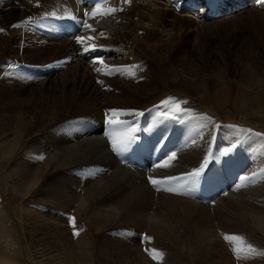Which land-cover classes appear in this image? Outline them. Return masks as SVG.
Segmentation results:
<instances>
[{"label": "bare ground", "instance_id": "obj_1", "mask_svg": "<svg viewBox=\"0 0 264 264\" xmlns=\"http://www.w3.org/2000/svg\"><path fill=\"white\" fill-rule=\"evenodd\" d=\"M140 1L137 6L140 4L144 12L136 18L130 14L129 2L125 0L105 2L101 8L119 10L110 15L93 16L92 9L87 19H82L80 13L76 12L77 6H74L76 18L96 30L83 27L71 39H53L54 43L62 40L59 46L47 45L49 39L45 37H50L39 32L37 27L53 28V22L45 14L54 12L55 15L65 16L67 5L72 0L0 1V29L4 30L0 31V60L19 50L23 41V50L40 43L37 51L45 53L47 57L64 51L71 54L75 51L77 54L79 50L76 45H79L80 50L91 49L95 45L111 55L104 58V62L101 60L102 65L88 68L87 63L90 61L81 51V57L76 56L75 62L67 68L62 78L56 76L35 80L41 82L35 95L40 101L50 98V109L42 111L39 105L35 109L22 110L14 127L0 133V162L8 161L19 150V145L21 148L27 140L32 145L31 153L23 157L21 162L24 174L17 179V193L20 194L21 202L29 195H35L38 205L25 210L53 247V252L47 253L45 258L55 264H91L95 255L91 253L86 256L85 253V249L90 247L97 251L102 261L105 260L104 264H181L184 253L206 264H229L230 256L235 255V245L226 241L224 236L236 234L254 246V251L248 253L247 258L244 253H241L240 258L252 264H264V140L247 133L226 130L234 136L229 142L228 134L220 139L216 135L217 124L202 119L193 111L183 114L177 121H169L161 119L154 109L142 108L147 98L153 97L159 89V75L162 74L174 86H184L191 94H212L209 86H215L217 90L214 95L220 102L227 98L230 101L233 86H240L243 89L241 110L244 113L241 121L248 122L246 118L250 116L264 117V81L249 76L255 74L249 66L250 61L256 66L264 63V0H245V3L242 0H227L224 7L237 4L236 10H224L220 15L209 18L206 15L208 7L201 14L190 10L181 12V4L177 5L176 0ZM249 1V7L244 9ZM245 10L248 12L242 14ZM243 21L250 22L249 35L239 41L234 38V29ZM17 24L21 26L13 27ZM183 26L192 31L204 29L205 43L209 48L198 47L197 42L193 43L186 35L177 38ZM228 26L229 69L232 71L229 75L247 71L249 75L237 80L229 76V82L215 81L213 77L209 81L194 78L201 69L195 67L196 59L201 62L203 70H213L211 47L214 45V36L226 32ZM101 32L103 35H100ZM128 35L135 36V46L130 44ZM78 36L85 38L84 43L77 42ZM176 44L180 47H175ZM94 53L100 52L89 50L88 56ZM91 69L100 70L106 81L97 80ZM32 81L26 77L18 88L25 98L32 95L28 91L31 86L27 83ZM16 91L13 85L5 89L0 87V96L5 93L9 99L17 94ZM109 110L125 114L113 115ZM109 119L131 122L138 130V139L132 144L137 150H127L123 157L119 153L115 155L108 133L120 132L122 129L110 127ZM188 119L193 121L196 129H200L202 137L210 142L207 150L202 152L200 149L202 153L187 151L201 137L184 128ZM176 128L185 136L186 143L181 152L176 149L178 153L174 159L167 158V167L163 166L165 160L162 164L163 158L161 164L150 170L149 174L120 164L121 161L145 163L147 168L149 161H146L160 142L157 146L153 145L152 136L164 130L166 136V133ZM148 131L151 132L145 133ZM152 131H155L154 134ZM213 145L217 148L211 151ZM245 146L249 148L248 156L243 154H246L243 150ZM225 150L230 151L221 156ZM213 152L217 156L229 157V161L223 165L225 168L231 161H243V174L239 175L236 186L233 184L235 188H228L229 191L225 189L223 193L221 186L211 182L204 189L211 198L217 197V200L211 199L212 203L209 204L198 203L195 201L197 196L193 200L191 193L189 197L184 194L189 187L194 189L192 183L183 185L184 174L199 168L202 157L210 156L213 159ZM39 156L44 159H38ZM10 173L7 171V175ZM149 177L162 183L157 187L151 186L153 184L150 185ZM169 177L175 179L169 180ZM170 188L173 191H169ZM5 210L8 211L7 208ZM69 212L74 214L75 219L70 228L62 217L54 215ZM81 218L89 223V229L80 228L83 226ZM106 229H118L116 237L103 234L98 235L96 241L95 234L104 233ZM70 230L79 234L72 235ZM192 234L199 235L197 241L187 248L183 247L181 236ZM0 236V264H10L15 261L18 251L11 247L10 240L3 239L5 235ZM60 242L79 247L77 251L70 250L65 255L66 259L71 260L70 263L55 255H59L57 245ZM153 249L165 255L162 262L150 258ZM221 256L225 259L224 263L217 261Z\"/></svg>", "mask_w": 264, "mask_h": 264}, {"label": "rangeland", "instance_id": "obj_2", "mask_svg": "<svg viewBox=\"0 0 264 264\" xmlns=\"http://www.w3.org/2000/svg\"><path fill=\"white\" fill-rule=\"evenodd\" d=\"M118 1H121V0H118ZM242 1L243 3H245V0H242ZM127 2H129L128 6L130 9V14L133 17L136 18L144 12V8L140 4L137 6V4L141 2L140 0H127ZM250 3L251 2L249 1V3H247L244 9H247ZM246 12H248V10H245V12L242 14H245ZM240 15L241 14H237V16H240ZM249 27H250V22L248 21L240 22L237 25V27L234 29V38L239 41L244 40L249 35ZM205 33L206 31L204 29L192 31L188 29L187 27L183 26V29L181 32L178 33L177 38H180L183 35H186L189 39L193 41V43L197 42L198 47L202 48L203 46H205V49H208L209 47L205 43V38H204ZM128 36H129L130 44L135 46V44H137L135 36H132V35H128ZM214 37H215L213 39L214 45L211 47V50L213 51V65H212L213 70L212 71L208 69L203 70L202 69L203 67H201L202 65H200L201 62L197 61L196 59L195 67L197 69L199 68L201 69L198 70L194 78L206 79V81H209L210 78L213 77L215 78V81L229 82V76L231 79L237 80L241 76L245 77L249 75V71L242 72L240 74H230L229 75V72L232 73V71L229 69V26L227 27L226 32H223L220 35L215 34ZM45 38L50 40V41L47 40L46 42L47 45L57 44L59 46V45H62L63 43L62 40L55 41L56 43H54L52 42L54 41L53 39L51 40L48 37H45ZM23 45H24V41L22 42L19 50L13 51L9 55H5L4 56L5 58L0 60V87L5 89V88H9L10 85H13V86H16L17 88V91H16L17 94L12 95V97L9 99L5 97V93L2 96H0V133L5 131L6 129H9V128L12 129L14 127L18 119L17 116L22 110L35 109L39 105H41L42 111L49 110L51 107V99L48 98V99L40 101V99L35 95V90L40 88L39 84H41V82H38L35 80L53 78L56 76H58V79L62 78L63 73L66 72L67 68H69V66H72V64L75 62L76 56L81 57L79 53H81V51L83 53L85 52L84 49L83 50L79 49L78 47L79 45H76L75 46L76 49L79 50L78 55H76L75 51L73 50L74 53L72 54L64 51L59 55L47 57L45 53L37 51V49L41 46L40 43L38 42L35 43V46L28 50L26 49L23 50ZM175 47H180V45L176 44ZM190 48L191 46L188 49ZM70 50L72 51V49ZM125 50L127 52L129 51L127 48H125ZM95 51H99L100 53L99 54L94 53L95 56H93L92 59L87 60V61H90L89 64L87 63L88 68L89 66L98 67L99 64L100 65L103 64L104 58H106L107 56L111 57L110 54L107 55L104 52V48H101V49L96 48ZM83 60H86V59L83 58ZM101 60L103 62H101ZM263 62H264V59H263ZM244 63L246 62H243V64ZM249 66L252 67V71L255 72L254 75H249V76L252 79L264 81V63L260 66H256L255 64H253L252 61H250ZM91 70H92L91 71L92 75L95 76V78L97 77L96 78L97 80H101L102 82L106 81V79L101 75L102 73L100 70L98 69H95V70L91 69ZM96 70H98L99 73ZM26 77L34 80L32 82H27L31 86L28 88V91L32 93V95L29 98H25L23 96L24 93L21 91H18L19 90L18 88L22 86L21 84L24 82ZM159 79H160V87H159L160 90L158 89L156 94L153 97H150L149 99L147 98V100L142 106L144 110L154 109L153 111L157 112L161 116L160 117L161 119H165L169 121H177V119H179L180 116H182L183 114L189 111H193L196 115L200 116L201 118L203 117L202 119H206L208 121L213 122L214 124H217L216 126L217 130L215 131V133L219 137V139L223 138L225 135L228 134L226 130H230V131L233 130V131L239 132L240 134L247 133L249 136H255L257 138L260 137V139L264 140V135H261V134H264V117L250 116L249 118H246L248 122L241 121V119L244 116V113L241 110V103H242L241 95H242L243 89L240 86H237V85L236 87L233 86V89L231 91L232 98L230 99V101H229V98H227V100H225L224 102H220L214 95L215 91L217 90L215 86H209V90L211 91L212 94H207V93L202 92L203 94L197 95V94L189 93L184 88V86H176V85L174 86L162 74L159 75ZM98 85H102V84L98 83ZM227 89H228L227 94L229 97V86H227ZM165 101H167L168 103H164ZM177 102L179 103V107L185 110L184 112L175 111V106ZM161 113H168V115L166 116L161 115ZM184 128L186 130H192V132L195 133L197 136L198 135L201 136L198 141H194V143L187 149L188 152L197 151V152L202 153L205 151V149L207 150V147L210 146V142L207 141L206 138L202 137V133L201 131H199L200 129L199 128L196 129L195 124L193 123L191 119L187 120V122L184 125ZM247 129H250L251 131H245ZM164 131L160 132L158 135L155 134L157 138H155V136L154 137L152 136L151 141L153 142V145L156 144L157 146V143L159 141H160L159 142L160 144L158 143V146L156 147V149L158 148L159 149L158 150L154 149L156 152L155 151L152 152L153 154L149 157V160L146 161V162L149 161L148 164H146L147 168L145 167V163H143L142 165V163H135V162L131 163V161H124V162L121 161L120 164L132 167V169L134 168L135 170H139L142 172H146V174H149L150 170H153L154 168L156 169L159 166V164H161L162 158H163V162H162L163 164L166 160H168L167 158L171 156L170 154H172L173 152L175 153V151H176L175 154H177L178 153L177 150L181 152L183 148L185 147L186 138L185 136H183V134L180 133L181 132L180 129L178 128L173 129L172 132H168L170 133L169 135L168 133H166V136L164 135L165 134ZM150 132L151 131H148L145 133L149 134ZM154 132L155 131H152L153 134ZM175 135L177 136L179 135V136L177 137ZM166 137L172 138V139L168 140V138ZM232 137L234 138L233 135L232 136L229 135V142L231 141V139L233 140ZM162 139H164L163 143H165L166 145L161 143ZM141 140H144V139H141ZM154 141H156V143ZM178 141H180V143H178ZM230 145L233 148V145L232 144ZM200 146L203 148H201ZM31 147L32 145L30 141L27 140L26 142H24L21 148L19 145V150L16 151L10 157L8 161L0 162V235L2 234L5 235L3 239L10 240L11 247L16 248V250L18 251V254L15 257V261L10 264H55L54 261H48L45 258L47 256V253L53 252V247H51V243L49 242V239L42 234V232L38 229L37 225L32 223V220L30 218L31 215L27 216L26 214L25 208L27 207L31 208V206L38 205L35 195L33 194L29 195L28 197L24 199L25 200L24 202H21L20 194L17 193L18 191L17 179L24 174V170L21 167V162H23V157H26L31 153L30 152ZM168 148H170L171 151ZM216 148L217 146L213 145L210 149L211 151H214ZM243 148H245L243 150L246 151V154L245 152H243L244 156L245 155L248 156L249 153L247 151L249 148H247L246 146ZM133 149L137 150V148L134 145H131L128 151L130 152ZM200 149L202 150V152ZM123 153L122 154L119 153L120 157H123L124 155ZM116 154L117 153L115 152V155ZM156 154H158L159 156ZM166 154H168L167 156L169 157H166L165 156ZM258 155L256 156L257 159H258ZM153 156H154V159H151L153 158ZM213 156H217L216 153L213 152ZM262 156L263 155H261L260 158ZM116 157H119V156H116ZM157 157L158 159H161V160H158ZM217 157H219V159H215V160L211 159L210 156L208 158L207 156L202 157L204 160L203 159L200 160L199 167H201V165L207 159L209 163L207 165L208 168L206 167L205 169V172L207 171L208 172L207 173L204 172L202 174L201 179L199 180L198 183H196V185L193 184L194 189L196 188L197 193L194 189H192V186H191L188 188L189 191L187 189L186 190L187 192L186 191L184 192V194L185 193L187 194V195L185 194V196L189 197V194L191 193V198L193 200L197 196L195 198L196 202L202 203V204H207L208 202L209 204L210 202L212 203V200L213 201L217 200V197L211 198L209 194H207L208 193L207 190H205L206 187L211 182H215L217 185L221 186L222 193L226 192V190L229 191L228 188L229 189L235 188L236 186L235 183L237 182L239 175L243 174V170H242L244 167V163L242 164L243 161L240 162L239 159L235 160V162L231 161L229 163V166L225 168L223 165L229 161V157H221V156H217ZM127 163H129L130 165H128ZM237 163H239L240 165ZM155 164L157 166H155ZM233 164L235 165L237 164L236 167H234L235 165ZM151 166L152 167L154 166V167L152 168ZM143 168L144 169L146 168L147 170L146 169L144 170ZM7 171L8 172L11 171L10 175H7ZM184 175H185V180L183 182V185L185 184L184 186H186L190 184L191 182L188 179L187 181L186 180L187 176L186 174ZM231 179L234 180L233 183ZM200 181H201V184H200ZM151 184L152 183H150V185ZM199 185H200V188H199ZM151 186H154V185H151ZM154 187H157V186H154ZM201 195L203 196L201 197ZM205 198L207 201L206 200L204 201ZM6 208L8 209V211L5 210ZM54 215L57 217H62L63 220L66 222L67 227L69 226L68 228H70V226L73 225V220L71 218L74 217V214L69 212L68 214L60 215L56 213ZM81 223L83 226H81L80 228H82L83 230L89 229V223H87V221L84 218H81ZM113 230H114V233H113ZM70 233L74 235L75 231L70 230ZM117 233H118V229H111V230L106 229L104 233L102 232L100 234L99 233L95 234L96 241L98 239V235H102V236L110 235L112 237H116L115 235H117ZM198 236L199 235H194V234L190 236H181V240H180L181 245L185 248L191 246L195 241H197ZM57 249L59 251V255H57V253H55V255L60 260L66 263H70L71 260L66 259L65 255L68 254L70 250L77 251L79 247L69 242H60L57 245ZM85 253H86V256H88L91 253L95 255V258L90 261L91 264H104L105 263V260L102 261L99 258V256H97L96 250L88 247L85 249ZM164 256L161 259H155L156 262L157 261L162 262L164 260ZM191 257L188 254L184 253L181 264L183 262H184L183 264H206L204 261H198L194 256L192 257L193 259ZM150 258H153L152 254H150ZM229 260H230L229 264H252L251 262H247V261L242 260L241 258H238L236 255H231ZM217 261L224 263L225 259L222 258L221 256L218 258ZM232 261L234 263H232ZM254 264H258V263L254 262Z\"/></svg>", "mask_w": 264, "mask_h": 264}, {"label": "snow or ice", "instance_id": "obj_3", "mask_svg": "<svg viewBox=\"0 0 264 264\" xmlns=\"http://www.w3.org/2000/svg\"><path fill=\"white\" fill-rule=\"evenodd\" d=\"M127 2V0H126ZM119 9H116V8H107V9H104V8H101L100 4H96L95 7H94V10L92 12V15L95 16L97 14H100V15H110L116 11H118ZM46 16H55V13L52 12V13H46L45 14ZM60 18H67V19H71V20H76V16L72 13H67L65 17H60ZM30 19V18H29ZM23 23V22H22ZM21 25L20 24H17V25H13V27H20ZM83 27H87L88 29L92 30V31H95L96 29H94L92 27V25H89V24H85V25H82ZM0 31H4L3 29H0ZM100 35H103V33L101 32ZM88 39H92L91 37H89ZM76 40L78 43H84V40L85 38L84 37H76ZM89 50H92V51H95L96 50V46L95 45H92L91 46V49L89 48H85V52L89 51ZM102 62V61H101ZM164 103H168L167 101H165ZM110 112H112L113 115H117V114H125V113H122V112H118V110H109ZM175 111L176 112H184L185 110L184 109H181L179 107V103L177 102L176 103V106H175ZM161 115H168V113H161ZM110 127H114V128H120L122 129V131L120 132H109L108 135L111 139V144H112V148L113 150L116 152V153H123L125 151H127L130 146L136 142V140L138 139V137L136 136V132L138 131L135 127L132 126L131 122L129 121H121V120H113V119H109L108 121ZM235 127V126H233ZM245 131H251L250 129H247ZM261 135H264V134H261ZM230 151V150H225L224 152H222L220 155L221 156H225L227 155V152ZM175 158V153H172L171 156L168 158L169 160L171 159H174ZM38 159H44L43 156H39ZM213 159H219V157L217 156H213ZM209 161L206 159L204 161V163L201 165V167L195 169L194 171H192L191 173H188L186 174L187 176V179L192 183V184H196L199 182V180L201 179L202 177V174L205 172V169L208 165ZM164 167H167L168 166V163L167 161L165 162V164L163 165ZM169 180L171 179H175V178H172V177H169L167 178ZM149 181L154 185V186H158L162 183V181L160 180H155L151 177H149ZM237 187L239 188L240 185H237ZM169 191H173V189H168ZM226 195V193H225ZM73 220V223L75 222L74 218H71ZM79 233L76 232L74 233V235H78ZM224 239L226 241H229V242H233L234 243V248H233V252L234 254L240 258L241 256V253H244L246 258H247V254L254 251V246L247 243L244 239V237L240 236V235H236V234H226L224 236ZM151 254L153 256V259H161L162 258V253H160L158 250L156 249H153L151 251ZM264 254V253H262Z\"/></svg>", "mask_w": 264, "mask_h": 264}]
</instances>
